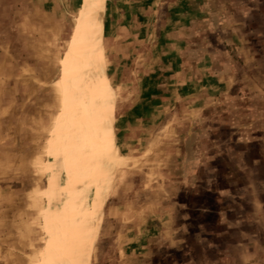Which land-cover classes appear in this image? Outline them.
Segmentation results:
<instances>
[{
	"label": "rangeland",
	"instance_id": "rangeland-1",
	"mask_svg": "<svg viewBox=\"0 0 264 264\" xmlns=\"http://www.w3.org/2000/svg\"><path fill=\"white\" fill-rule=\"evenodd\" d=\"M110 1L108 32L115 23L110 17L121 10L141 13L147 22L144 39L151 44L164 27L175 28V21L163 24V19L175 7V4H167L172 3L168 0H148L141 5L142 10L129 0ZM73 5L74 0H0V208L15 203L18 197L11 190L14 185L22 186L27 176L31 179L27 191L39 179L48 192L47 163L43 176L41 163L31 164L32 159L25 163L24 155L34 156L40 144L41 121L46 113L56 110V94L61 107L60 83L68 96V104L71 91L78 83L77 75L72 82L69 76L77 59L72 49L76 40L63 61L59 60L65 56L67 43L58 60H53L56 40L61 42L72 35L75 19L66 14L65 7L72 9ZM191 15L185 21L189 30L182 45L190 46L194 55L205 51L208 65L217 61L238 62L239 90L236 88L235 95L231 92L217 100L216 85L208 76L207 114L200 120L193 112L195 127H190L191 131L182 123L185 130L180 132L178 141L187 144L177 149L175 161L179 163L173 160L172 152H168L172 148L162 143L170 135L167 130L164 138H159L145 125L143 147L122 150V153L113 141L112 161L104 169L103 184L90 211L87 228L91 240L83 251V264H220L217 257L232 249L235 237L241 238L250 231H256L255 234L264 231L258 224L264 217L261 205L264 198L263 195L261 199L258 197L262 189L252 184V193L245 190L251 183L248 177L249 173L253 177L254 168L264 172L262 165L256 162L260 158L259 149L247 140L248 126L261 119L253 116L259 114L254 109L262 107L264 100L248 101L242 91L249 82L252 91L260 95L264 92V0H195ZM83 49L81 47V58L77 62L84 77L90 63ZM104 57L107 62L106 54ZM112 87L110 84L109 89ZM200 91L186 89L185 95L191 96L180 102L183 113L199 106ZM239 91L242 98L237 100ZM11 92L16 93L17 100L9 108ZM21 92L30 93L27 100L19 99ZM119 106L118 97L116 114ZM13 111L15 122L13 116L10 117ZM23 114L31 119V127H23ZM163 114L158 112L155 119L161 120ZM79 115L84 118V110H80ZM200 122L207 124V131H201ZM24 129L28 134L31 130L28 137L32 138V148L23 146ZM184 156L192 158L191 164L186 165L190 172L188 180L183 176ZM13 157L16 161L11 160ZM249 162L254 164L252 169ZM36 169L44 180L35 175ZM180 183L186 187L185 194L180 192L173 197L172 188ZM253 197L258 208H254ZM19 201L26 203L17 215L21 226L2 231L10 237L18 234L26 242L24 247L29 253L32 245L43 246V219L33 220V209L26 194ZM43 208L45 212V205ZM6 214L7 209L1 208L0 227L8 220ZM234 216L240 219L244 216L246 224L241 221L234 225L222 223ZM7 239L2 236L0 240V256L4 247L10 257L4 264H17V255L24 257V264L27 253L17 251L12 245L9 247L10 239Z\"/></svg>",
	"mask_w": 264,
	"mask_h": 264
},
{
	"label": "crops",
	"instance_id": "crops-1",
	"mask_svg": "<svg viewBox=\"0 0 264 264\" xmlns=\"http://www.w3.org/2000/svg\"><path fill=\"white\" fill-rule=\"evenodd\" d=\"M97 2L100 23L99 40L101 47L103 48V54H106L107 59L106 62L104 57L103 74L108 88L111 84L113 88L120 94V106L117 114L116 111L113 110L112 113L108 114L109 116L106 121L107 128L111 132L112 139L119 149L120 153H122V150L124 151L129 148L138 149L143 147V144L145 142L144 136L146 133L145 125L149 126V129L151 130L150 132L153 133L152 135L159 138L163 137V134L167 130L168 134L170 135L168 139H164L162 143L164 147H167L168 149L172 148V150H168V152H172V154L174 155L173 160L175 161L176 159H178L176 157L177 149L187 144L186 141L185 143H179L180 141H178L179 135L181 134L180 132L185 130L181 127L182 123L185 127H188L186 130L191 131L190 127H195L192 123L193 112L197 114L195 116L199 117L200 120L204 115L207 114H205V112H207L208 107V104L206 103L208 96V76H210L211 82L213 84L215 83L217 88V94L215 95V98L217 100L223 99L229 93H233L236 88L239 90L240 81L238 76V62L219 63L217 61L215 63L213 62L211 65H208V61L206 58L207 53L205 51H199V53L195 54V56L193 53L195 51L191 50L190 46L186 47L182 45L183 39H185V35L189 30V27L185 25V21L188 18L192 17L191 14L193 13V5L195 4V0L167 1L172 2L167 4H175V7L172 9V12H169V16L163 19V24L164 26H166L165 24L175 21V28L173 29L164 27L162 31H159L158 38L153 44H151L150 41H145L144 39V34L147 31V22L145 21L144 17L142 18L140 16L141 13H139V11L127 12L125 10H121L118 13L114 12L113 16L110 15L112 16L110 18L111 21H115V23H113L112 29L108 32L106 23L109 19V2L111 1L97 0ZM129 2L130 4L135 5L138 10L139 8L140 10H142L141 5L148 2V0H129ZM83 8L84 23H82ZM65 12L67 15H70L71 19H75V21L73 23L74 26L71 37L69 39L64 38L61 42L57 39L56 44H54L56 52L54 54L53 60L57 61L59 54L64 51V43H67V47L64 51L65 56L63 57L62 55V57H60V62L65 59L67 52L69 51L75 40L76 44H73L72 49L75 52L76 58H79L77 56V53H80L81 47L83 48L85 46V39L91 31V18L86 7V0H74L73 8L71 9L66 6ZM128 19L131 22L129 21L128 23H126ZM25 24L26 23H24V25ZM25 30L26 29L24 27V31ZM77 61L78 59H76V62H74L73 68L71 69L69 75L71 79L70 82L73 81L75 75H77L78 80L83 77L81 76L80 72L81 66ZM111 79L113 80V83ZM69 85L70 83H68V85L66 86L68 94ZM193 88L201 90V93H199V99L201 100V102L196 109H192L187 111V113H183L180 102H182V100L189 99L187 97H190L191 95H185L186 89ZM203 90L205 92H203ZM60 91L63 95L62 105L60 107V103L58 102L59 100L56 99L58 98L56 94V110L51 113H46L45 118L41 121L40 131L38 132L40 144L36 146L34 156L32 154L24 155L25 163L31 161V159V164L38 162L41 163V173L43 174V176L46 167L45 163H47L48 173L46 174L45 178L48 185V192L45 183H40L39 179H36L34 185L27 191V185L31 182V179L29 178V176H27L24 177L22 186L14 185V189L11 190V192L16 197H18L16 198L17 200L14 201L15 203L13 205L8 204L1 206L2 209H7L6 215L8 220L4 221L3 224L5 225L0 227V240L2 236L3 238L10 239L8 246H14V248H16V250L21 253H23V251H25L24 253H27L26 251L28 248L24 247L26 245V242L22 241L21 237L16 233H13V236L10 237L7 236L5 230L2 231V229L4 228L10 229L14 226H21L20 220H17V215L22 204L23 206L26 204L25 201H23L22 203L19 201L21 196L25 194L28 196L29 204L33 209V220L35 221L37 218L43 219L42 229L45 235L43 246L40 247V245H32L31 252L26 254L24 264H51L49 254L51 237L46 231V217L51 205V191L49 189V183L50 179L52 178L48 161V152L50 144L52 143L59 129L60 122L63 119L64 114L70 104V101L68 104V96L64 90V86L61 83ZM242 91H244L243 93L246 95H244V97L248 101L257 99L264 100V92H262L260 95V93L252 91L249 82H247V85L243 87ZM29 94L30 93L28 92H21L19 93V95L21 96L19 99H23L25 101L27 100V96ZM240 94L241 91L237 93V100L242 98ZM233 95H235V92L233 93ZM8 99L10 108V106L16 103V93L11 92ZM12 102L13 104H11ZM185 106L186 104H184V107ZM250 107L252 108V106H249V108ZM254 110L256 112L258 111L259 114L253 116L261 117V119H256L255 123H253L251 126H248V137H246L248 142H251V144H254L259 149L260 158L256 162L260 163V165H262L261 167H263L264 169V104L262 107H255ZM57 111H60L59 114H57ZM261 111L263 112V114L261 113ZM13 112L14 113L11 114L10 117L13 116V121L15 122L16 113L15 111ZM158 112L160 114L162 112L164 113L163 118L159 121L155 119ZM31 117L32 114H30V118ZM23 118V127H31V119H27L26 114H23ZM79 119L84 122V118H80V115ZM15 124L16 123H14V127ZM117 124L119 127L117 126ZM199 125L200 126L198 127L202 128L201 131H207L208 128L206 123L200 122ZM30 132L31 130L28 134V130L24 129L25 140L23 146L25 147V149L27 147L32 148V138L31 136L28 137V135H30ZM190 137L191 135L188 136V138ZM42 157L44 160H41ZM183 159V176L185 177V180H188L190 172H188V169H186V165L191 164L192 158L184 156ZM11 160L16 161V157H13V159ZM253 161L255 160H251V162ZM175 162L179 163L178 160ZM199 162L204 163L205 161ZM250 164L252 166H250V169H252L254 167V164ZM34 172L35 175L41 176L43 178L41 173H39V169H36V171L34 170ZM253 174L254 175L252 177V174L249 173L248 178L249 181L251 180V183H248V187L245 188V190H248L249 193H252L250 189L252 188V184L254 187L258 186L262 189L258 193V197L261 199V195H263L264 198V172H257L254 168ZM172 189L173 191L171 192V194L173 195V197H175L176 195L180 194V192L181 194H185L186 187L185 185L182 186L180 183ZM251 201L255 203L256 207L254 206V208H258L256 205L255 197L251 198ZM44 205L45 212L43 208ZM261 205L264 212V199L263 204ZM256 210L258 209H255V211ZM2 215L5 216L4 214ZM243 218L244 216L241 217V219ZM241 219L237 216H234V218L227 219L222 223H231V225H234L235 223H239L241 221L242 224H246L245 219ZM248 223L251 224L250 222ZM258 224L261 225L264 230V217L262 218L261 223ZM153 225L154 223L151 224L150 227H153ZM255 232H246L241 238L235 237L232 242V249L219 254V256L217 257V259L220 260V264H264V231L262 234H260V232H257V234H255ZM1 248L3 249V251L1 252L0 256V264H4V260L9 261L10 257H8L7 255L8 250L4 247ZM38 248L40 249L36 254ZM17 256L18 258L15 259L16 261H18L17 264H22V259L24 257L22 255ZM41 259H43V263L41 262Z\"/></svg>",
	"mask_w": 264,
	"mask_h": 264
},
{
	"label": "bare ground",
	"instance_id": "bare-ground-1",
	"mask_svg": "<svg viewBox=\"0 0 264 264\" xmlns=\"http://www.w3.org/2000/svg\"><path fill=\"white\" fill-rule=\"evenodd\" d=\"M86 7L91 31L83 50L90 64L71 91L69 107L48 152L52 178L46 231L51 237V264H83V251L91 240L90 211L101 190L104 169L112 161L114 145L106 121L116 111L120 94L108 88L103 74L97 0H86ZM77 56L81 58V52ZM80 110H84V122L79 119Z\"/></svg>",
	"mask_w": 264,
	"mask_h": 264
}]
</instances>
